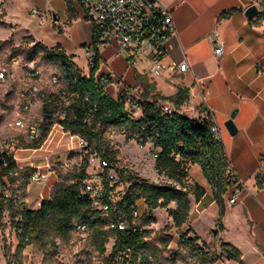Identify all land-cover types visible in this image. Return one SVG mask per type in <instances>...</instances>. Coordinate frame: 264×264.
Wrapping results in <instances>:
<instances>
[{"label":"crops","instance_id":"obj_1","mask_svg":"<svg viewBox=\"0 0 264 264\" xmlns=\"http://www.w3.org/2000/svg\"><path fill=\"white\" fill-rule=\"evenodd\" d=\"M172 15L176 34L168 43L167 64L189 62L187 72L166 73L160 78L149 73V61L139 60L130 67L123 54L113 58L114 70L123 82L113 80L108 87L118 99L123 88L140 90L148 100L161 101L160 97H173L179 89L189 91V100L181 107L192 119L204 116L209 110L224 132L225 151L235 177L244 185L238 203L229 206V190L224 197L222 230H218L219 206L207 183L202 169L195 165L190 169V183H198L206 189L199 203L193 195L190 211L191 238H199L200 244H228L241 254L243 264H264V18L248 20L246 11L257 6L259 15L264 0H159ZM6 7L0 19L34 43L52 49L60 47L77 68L89 72L84 46L94 40V29L84 19L83 11L68 0H0ZM37 11L38 15H33ZM45 21L43 25L41 22ZM217 31L224 43V54L219 60L209 40ZM99 51L98 74L107 73L105 62L113 57V50L97 46ZM81 64V66H79ZM145 100V99H143ZM171 104V103H169ZM173 105V104H172ZM42 114V108L34 109ZM233 118L237 129L230 135L225 123ZM78 136L54 126L48 138L39 148H18L14 160L22 173L49 175L42 183L28 181L20 203L28 210H38L45 200L52 198L59 182L56 168H64L75 158ZM27 142V141H26ZM20 176L15 174L20 186ZM14 185V187L16 186ZM206 225L207 237L197 227ZM214 230H218L215 234ZM212 233V235L210 234ZM227 264H238L225 258Z\"/></svg>","mask_w":264,"mask_h":264},{"label":"trees","instance_id":"obj_2","mask_svg":"<svg viewBox=\"0 0 264 264\" xmlns=\"http://www.w3.org/2000/svg\"><path fill=\"white\" fill-rule=\"evenodd\" d=\"M71 4V0H68ZM264 18V7L258 19ZM34 43L33 39H30ZM97 49L98 36L94 34L93 40ZM32 50L35 53L42 52L46 59L59 65L65 76L64 83L70 93H77L79 99L73 103V109L77 119L60 122L64 132L83 138L88 143L90 153H100L105 150V157L112 163H117L118 152L106 144L103 140V129L113 127L119 132H123L130 140L137 138L138 143H153L152 153H157L155 159V169L159 174L164 175L171 183L155 185L138 177L134 187L133 195L129 201L135 205L137 200L143 199L149 210L166 209L176 227L182 228L187 222L191 211V199L193 195L197 203L201 202L206 195V189L198 183H190L189 172L192 166H199L204 177L210 186L214 198L219 206L218 230H222V219L224 217V197L231 189L234 181L227 171V160L224 149L217 143L211 134L210 126L206 121L192 119L180 113L167 115L160 107L161 103H171L180 109L189 100V91L179 89L173 97H160L161 101L152 100L142 104V116L131 120L125 107V98L120 96L114 99L107 95L103 87L97 82L96 72L99 68V60L89 76L83 75L82 71L69 60L60 47L49 49L40 43H34ZM88 99V102L86 101ZM58 108V100L53 96L44 104L41 138L34 142L31 147L39 148L48 138L49 133L55 126L53 113ZM96 108L92 126L85 125L82 118ZM57 122V121H56ZM87 160V159H86ZM88 162V161H87ZM89 166V164H88ZM1 174L9 178L15 174L26 176L23 171L17 169L13 158L6 159V166L0 162ZM87 165L76 178L73 186L58 183L54 187L52 198L41 203L38 210H28L23 207L16 197L10 202H0V226L6 211L21 205L22 211L20 221L14 222L18 232L19 243L16 253L7 261V264H23L22 254L33 240L42 243L52 242L62 239L70 241L75 223L86 224L91 232L94 245L105 254V244L112 236H118V242L112 253L107 258V264H113L120 254L127 250L132 251V258L137 262V257L141 259L138 264H146L149 256L155 258V254L150 252L149 243L144 238L145 232L140 231V227L155 223V219H149L143 225L137 227L136 232L116 233L105 229L100 217L90 211L89 202L82 200L79 192L78 180L87 177ZM29 179H24L20 187L26 189ZM175 204L176 209L170 206ZM193 230L190 229V233ZM187 234L183 237L185 238ZM199 238H189L186 243L190 251L197 258L196 264H214L217 259L209 252L205 251L206 245L197 244ZM169 242L165 245L168 246ZM223 254L229 261L243 264L240 252L233 246L222 244ZM10 255V252H9ZM8 256V254H6ZM175 264V261L172 262Z\"/></svg>","mask_w":264,"mask_h":264},{"label":"built area","instance_id":"obj_3","mask_svg":"<svg viewBox=\"0 0 264 264\" xmlns=\"http://www.w3.org/2000/svg\"><path fill=\"white\" fill-rule=\"evenodd\" d=\"M23 1V0H16ZM83 11L86 19L93 27L94 34L98 36V45H104L113 50V57L105 62L107 73L98 74L97 82L103 87L105 93L111 96L108 87L114 79L123 82L122 76L117 74L112 65L113 58L127 56L126 60L130 67H134L139 60H147L150 63L149 73L156 78L164 76L166 73L187 72L189 62L167 64L165 59L168 55L167 43L176 34L172 15L167 7L162 5L159 0H71ZM6 7L0 3V19L5 15ZM33 15H38L33 11ZM45 21L41 22L43 25ZM209 40L214 48V55L219 60L224 54V43L220 39L218 32L210 33ZM89 69L88 74L97 65L100 59L96 52L94 42L86 44L83 48ZM20 79L22 84L18 88L17 100L21 115L14 120L12 128L17 134L8 137H0V162L6 166V159H14V151L18 147L19 137L25 136L26 141L34 143L41 138L42 125L44 122L43 107L51 96L58 100V108L53 113L57 125L67 119L76 120L77 116L73 109V103L79 99L77 93H70L69 89L58 76L46 78L37 69L33 61H29L19 66ZM9 68L0 69V84L11 80ZM120 96L125 98L126 113L131 120L142 116V104L145 102L131 94L127 87L123 88ZM88 102V99H86ZM152 102V100H147ZM42 108V114L35 112L36 106ZM163 113L172 115L180 113L187 116L181 108L178 109L172 104H160ZM96 108L90 110L82 121L85 125L92 126ZM206 121L211 130L213 139L224 149L225 158L228 166L227 171L233 178V185L230 189L231 194L228 198V205L234 206L240 200L244 190L243 183L238 180L232 170L231 163L225 151L224 132L220 123L209 110L204 112V116L198 118ZM132 141L141 150L152 151L153 143L140 144L137 138ZM77 153L85 157L92 168H97V172L87 173L84 180H78L79 192L82 200L89 202L90 211L100 217L105 229L116 233L136 232L139 221L143 217L142 207H146L143 199L137 200L135 205L129 201L133 195V187L138 179V175L130 167H118L117 163L112 164L106 157L105 150L100 153H90L88 143L85 139H78ZM154 160L157 153L154 152ZM0 167V202L8 203L14 199L12 185L9 177L1 174ZM49 175L33 174L32 183H42L49 179ZM170 182V181H169ZM171 183V182H170ZM17 219L16 222H19ZM141 232L143 228H139ZM73 232L85 237L91 236L89 227L86 224L75 223ZM182 242H186L190 237L180 234ZM145 240L146 237L144 238ZM118 242V236H112L105 244V254H111ZM200 247L201 244L197 243ZM54 252L62 253L60 245L54 246ZM141 256L137 257V262L133 261L132 251L127 250L116 257L113 264H138ZM146 264H156V259L149 256ZM216 264V262L214 263Z\"/></svg>","mask_w":264,"mask_h":264},{"label":"rangeland","instance_id":"obj_4","mask_svg":"<svg viewBox=\"0 0 264 264\" xmlns=\"http://www.w3.org/2000/svg\"><path fill=\"white\" fill-rule=\"evenodd\" d=\"M263 7L264 4H261L262 9ZM33 47L34 43L30 41V38L10 24L0 20V69L9 68L12 77L10 81L0 84V137L4 138L17 134L11 125L21 115L17 100L18 88L22 84L19 66L33 61L37 69L46 78L58 76L62 80L65 79L59 65L46 59L42 52L35 53L32 50ZM81 71L83 74H88L87 71ZM127 89L135 97L146 99L142 97L143 95H140V90L129 87ZM108 91L112 94L115 93L112 88H109ZM55 126H57L56 120ZM102 137L106 144L118 152V167H130L139 178L151 184L164 185L170 183L164 175L156 171L152 152L139 149L123 132H119L113 127H106L103 129ZM18 140V148H33L31 147L32 143L26 142L25 136H20ZM70 157L75 158V160L64 166L63 169L56 168L59 178L58 183L73 186L76 183L77 176L86 165L87 173L98 171L97 168L88 166L85 157H81L74 152L71 153ZM25 175L19 179L21 183L24 179H30L33 171L26 172ZM17 180L14 176L9 178L16 197L24 194L26 190H24V187L16 185ZM14 185L16 186L14 187ZM141 207L143 217L138 223L140 226L149 221V219H155L156 221L155 223L142 226L146 241L149 243V250L155 254L156 264H172L173 261H175V264H196L197 258L190 251V247L180 239L181 233L190 237V216L182 228H178L175 226L168 210L157 209L152 211L143 205ZM170 208L176 209L175 204H172ZM22 209L21 205L15 206L11 210L6 211L3 216L0 226V264H7L9 258L16 253L19 238L13 223L20 219ZM209 222L207 220L197 224L200 233L204 237H207L206 225ZM210 234L212 235V233ZM166 242H169L168 246L165 245ZM54 243L61 246V254L54 252V244L52 242L45 244L38 240H33L22 254L23 264H107L109 254H102L97 249L93 243L92 236L85 237L72 232L70 241L56 239ZM205 251L217 259L216 264H227L226 256L223 254L220 244L211 243L210 246H206Z\"/></svg>","mask_w":264,"mask_h":264},{"label":"water","instance_id":"obj_5","mask_svg":"<svg viewBox=\"0 0 264 264\" xmlns=\"http://www.w3.org/2000/svg\"><path fill=\"white\" fill-rule=\"evenodd\" d=\"M245 14H246V17L248 18V20L253 21L254 19L259 17V9L257 6H252L246 11ZM224 126L228 130L230 135L236 134L237 129L233 123V118L228 120ZM214 232H215V234H217L218 230H214Z\"/></svg>","mask_w":264,"mask_h":264}]
</instances>
